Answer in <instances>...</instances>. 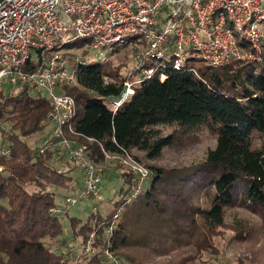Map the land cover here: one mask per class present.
<instances>
[{
    "label": "trees",
    "instance_id": "trees-1",
    "mask_svg": "<svg viewBox=\"0 0 264 264\" xmlns=\"http://www.w3.org/2000/svg\"><path fill=\"white\" fill-rule=\"evenodd\" d=\"M261 46L260 61L236 60L219 68L186 60L174 70L166 59L162 69L133 85L130 100L115 113L110 100L120 95L123 82L135 78L136 64L124 76L107 63L74 69L76 84L62 93L75 101L72 128L90 161L100 163L102 151H135L143 155H132L138 162H153L200 131L214 140L199 162L185 168L144 165L151 175L142 194L125 205L113 235L114 251L130 264H207L204 256L214 251L213 238L234 208L261 219L264 240V42ZM36 65L30 61L27 68ZM105 77L111 81L105 83ZM14 88L0 89V134L11 149L9 158H0V264H73L62 259V246L68 240L81 243L93 226L100 234L112 212L90 213L85 222L69 218V238L63 237L61 219L49 208L57 205V189L75 186L54 165L62 157L40 151L49 102L27 86L11 93ZM121 177L112 205L128 193L130 175ZM231 230L244 233L234 224ZM155 257L166 260L153 263ZM77 264L106 263L84 256Z\"/></svg>",
    "mask_w": 264,
    "mask_h": 264
},
{
    "label": "built area",
    "instance_id": "built-area-1",
    "mask_svg": "<svg viewBox=\"0 0 264 264\" xmlns=\"http://www.w3.org/2000/svg\"><path fill=\"white\" fill-rule=\"evenodd\" d=\"M263 26L264 0H0V89L27 86L30 93L46 97L49 139L40 151L48 149L80 171L77 196L67 195L62 205L49 208V214L60 218L68 207L83 200L102 201V175L113 162L130 175L128 193L122 203L112 205V215L101 233L93 226L81 243L68 240L61 251L64 261L77 264L86 256L101 257L106 264H130L114 251L113 235L125 205L142 194L151 171L126 151H102L100 163L86 157V145L77 141L72 128L74 99L54 94L55 89L76 83L74 69L68 68L57 46L91 39L95 51L136 38L145 40L136 52L135 78L123 82L120 95L110 100L109 107L115 113L130 100L133 85L162 69L166 59L174 70L197 58L214 68L236 60L260 61ZM30 61L37 65L27 68ZM72 64L77 67L93 62L73 58ZM190 71L196 73L194 68ZM159 76L164 79L163 74ZM103 80L111 81L107 77ZM1 139L0 158L7 159L10 145ZM68 168L67 164L62 167L65 171Z\"/></svg>",
    "mask_w": 264,
    "mask_h": 264
},
{
    "label": "rangeland",
    "instance_id": "rangeland-1",
    "mask_svg": "<svg viewBox=\"0 0 264 264\" xmlns=\"http://www.w3.org/2000/svg\"><path fill=\"white\" fill-rule=\"evenodd\" d=\"M257 26L259 24L257 23ZM237 39L241 40V36L238 33H235ZM94 41L91 39H79L77 41L69 44L68 47L62 46L60 43L57 46V50L61 53L64 58L67 60L68 68L75 69L76 66L72 64V59L81 60L87 63L99 62L100 64H109L114 65L119 68V73L125 75L127 71L132 70L136 64V53L134 49L139 48L142 44H145V40L141 38H136L128 40L126 44L123 45H114L106 46L97 50L92 49V43ZM136 50V52H137ZM197 65L206 66V63L203 62L200 58L194 60ZM76 84V83H75ZM74 84V85H75ZM73 86V85H72ZM68 88V87H64ZM63 88H57L54 91V94H63ZM19 87L14 88L11 93H17ZM48 129V128H47ZM171 129H165L164 134H166ZM49 135L48 131L45 136V141H48ZM0 136V141H1ZM32 138L30 137V141ZM45 141L41 142L44 144ZM214 145V140L208 132L200 131L199 133L192 136L190 140H187L179 145H173L166 148L163 151L161 158L157 161H142L141 165H156L163 167L165 170L169 168H185L190 164L199 162L205 153L207 148H211ZM132 155L140 157L142 159V154L135 151L132 152ZM131 155V156H132ZM134 159V158H133ZM66 159L62 158L54 163V165L62 169ZM69 171H65L67 175L71 176L73 179L72 184L76 181L77 173H80L79 169L75 164H67ZM74 170V171H73ZM129 174L128 170L125 167L118 165L113 162L105 167L102 175V184H101V194L103 196L102 201L96 199H87L74 204L68 207L67 210L61 215L59 219L62 225L64 226V238H69L67 235L68 231V221L71 217H76L85 222L87 217L92 210L95 209V215L106 216L109 214L113 208L111 201H117L118 195L117 190L119 185L122 182V174ZM116 176V177H115ZM58 197L56 199L57 205L60 206L63 203V196L75 195L78 194V189H69V188H59L57 189ZM111 201H110V200ZM237 221V223H234ZM261 219L258 218L256 214L248 212L244 209H229L226 212L225 217V227L221 228L216 237L213 238L214 241V251L208 254H205L204 259L207 260V264H264V240L260 241L262 236ZM235 225L237 228L243 227L244 233L247 234L243 238V234L237 235L232 230V225ZM264 232V229L262 230ZM239 236L240 238H238ZM255 236V237H253ZM166 260L165 258L153 259V263H159Z\"/></svg>",
    "mask_w": 264,
    "mask_h": 264
},
{
    "label": "crops",
    "instance_id": "crops-1",
    "mask_svg": "<svg viewBox=\"0 0 264 264\" xmlns=\"http://www.w3.org/2000/svg\"><path fill=\"white\" fill-rule=\"evenodd\" d=\"M65 165V164H64ZM74 171V170H73ZM116 177V176H115ZM76 181L74 182V186H75V189H79L80 187V183H81V179H80V173H77V176H76Z\"/></svg>",
    "mask_w": 264,
    "mask_h": 264
}]
</instances>
